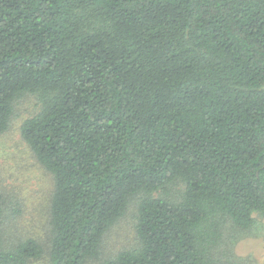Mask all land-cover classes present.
Instances as JSON below:
<instances>
[{
	"label": "trees",
	"instance_id": "16d2710c",
	"mask_svg": "<svg viewBox=\"0 0 264 264\" xmlns=\"http://www.w3.org/2000/svg\"><path fill=\"white\" fill-rule=\"evenodd\" d=\"M24 93L49 264L96 259L133 198L136 243L102 264H240L221 245L264 216V0H0V133ZM44 253L0 232V264Z\"/></svg>",
	"mask_w": 264,
	"mask_h": 264
},
{
	"label": "rangeland",
	"instance_id": "374dc122",
	"mask_svg": "<svg viewBox=\"0 0 264 264\" xmlns=\"http://www.w3.org/2000/svg\"><path fill=\"white\" fill-rule=\"evenodd\" d=\"M39 108L36 95L21 94L14 100L7 128L0 133V193L9 200V210L15 211L4 218L0 232L12 244L29 237L36 239L45 247V253L33 264H49L46 250L51 237L53 176L38 161L20 131L23 121L35 115ZM136 215L137 198H133L123 216L105 232L99 256L86 264H102L104 259L133 246ZM254 223V228L235 231V237L221 245L230 250L240 264L241 259L244 264H264V216L255 213Z\"/></svg>",
	"mask_w": 264,
	"mask_h": 264
}]
</instances>
